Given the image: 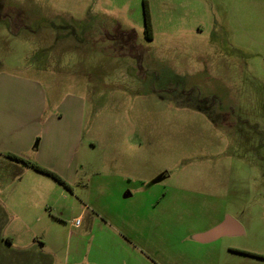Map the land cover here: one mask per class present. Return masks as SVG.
<instances>
[{
	"label": "rangeland",
	"instance_id": "obj_1",
	"mask_svg": "<svg viewBox=\"0 0 264 264\" xmlns=\"http://www.w3.org/2000/svg\"><path fill=\"white\" fill-rule=\"evenodd\" d=\"M149 4L152 37L142 0H0V72L42 81L57 115L31 161L79 178L0 161L3 255L264 264V0ZM227 217L243 234L202 239Z\"/></svg>",
	"mask_w": 264,
	"mask_h": 264
},
{
	"label": "crops",
	"instance_id": "obj_2",
	"mask_svg": "<svg viewBox=\"0 0 264 264\" xmlns=\"http://www.w3.org/2000/svg\"><path fill=\"white\" fill-rule=\"evenodd\" d=\"M2 72L4 71L0 72V161L6 162L7 158L10 159L6 155V153L10 151L11 153L27 158L28 160L34 159L39 162L41 158L38 153L41 152L42 144H44V140L46 141L45 138L48 136L47 134L50 135V133H54V131L50 132V121L54 119L56 121L55 123H57V115L55 113H52V116L47 118V122H43V124L41 122V119H44L46 108H50V95L47 91V87L41 84L42 81L30 76L25 77L22 75L6 74ZM66 101H68L66 98L62 99V104ZM61 117L62 120L63 118H66L64 113L61 114ZM74 117L76 118V116ZM84 117L85 116L82 113L80 118H78V121L80 122L78 125L79 130L83 128L82 124ZM54 126L55 125L52 127ZM44 130H48L47 134L44 133ZM38 137H40V142L37 147L35 144ZM48 149L52 150L51 147ZM34 150L37 152L33 153ZM53 157H55L57 161L50 162V164H42L59 172L61 176L64 177V180L71 186V188L66 187V189L71 190L74 185L79 183L78 164L76 165L77 169L75 168L73 174H66L62 171L63 168L58 164V153L54 154ZM66 165L72 168L71 162L67 161ZM42 182L45 183V180ZM45 184L46 186H43L46 188L45 191L48 192V189L52 186L48 182ZM43 186H41V188H43ZM32 191L33 189L31 187L29 191H27V194H30ZM98 215L100 214H97V217H99ZM81 216L82 215H78L77 217ZM227 218L220 223L222 224ZM221 224L206 229L203 231L202 235L204 236L215 227H219ZM93 227L94 225L91 226V229H93ZM227 231L228 232L224 235L238 236L244 232L243 227L234 218H231ZM217 238L213 240L215 241ZM14 239L15 238L9 237L5 239L6 241L4 242L0 239V247L2 248V244H6L8 247L12 248L14 246ZM92 239H94L93 233ZM93 246L96 248L95 244H92L90 248H93ZM43 248V241L35 239L29 245L25 246V248L9 250L10 252L7 253L8 255H3L0 249V261L2 260L1 256H3V259L5 258V263L8 264H49L50 259L44 257L45 254ZM87 262L88 264L91 263L90 261ZM53 264H58L57 259L53 258Z\"/></svg>",
	"mask_w": 264,
	"mask_h": 264
},
{
	"label": "trees",
	"instance_id": "obj_3",
	"mask_svg": "<svg viewBox=\"0 0 264 264\" xmlns=\"http://www.w3.org/2000/svg\"><path fill=\"white\" fill-rule=\"evenodd\" d=\"M142 3H143V9H144V13H145L144 18H145V24H146V28H145L146 29V35L148 37H152L154 31H153V23H152V19H151L152 14H151L149 0H142ZM6 155L11 160L23 162V163L27 164L28 167H31V168H33L36 171H39L41 173H45V175L50 176L51 178L55 179L56 181L61 183L64 187L71 188V186L68 184V182L65 181L60 174L53 171L52 169L45 168V166H42L36 162H33L31 160H28L27 158H24L22 156L16 155V154L11 153V152H7ZM252 255H254V254H252ZM254 256L264 258V255L255 254Z\"/></svg>",
	"mask_w": 264,
	"mask_h": 264
},
{
	"label": "water",
	"instance_id": "obj_4",
	"mask_svg": "<svg viewBox=\"0 0 264 264\" xmlns=\"http://www.w3.org/2000/svg\"><path fill=\"white\" fill-rule=\"evenodd\" d=\"M231 222V218H227L221 225H219V227H215L214 229H212L210 232H208L207 234H205L202 239L204 241H210L213 240L215 238H219L222 235L226 234L227 231V227L229 226Z\"/></svg>",
	"mask_w": 264,
	"mask_h": 264
},
{
	"label": "built area",
	"instance_id": "obj_5",
	"mask_svg": "<svg viewBox=\"0 0 264 264\" xmlns=\"http://www.w3.org/2000/svg\"><path fill=\"white\" fill-rule=\"evenodd\" d=\"M81 222H82V218H79V217H78V218L76 219V222H75L74 224L79 226Z\"/></svg>",
	"mask_w": 264,
	"mask_h": 264
}]
</instances>
